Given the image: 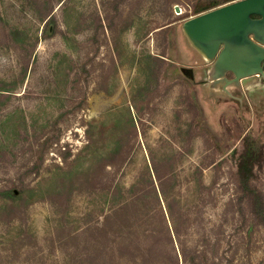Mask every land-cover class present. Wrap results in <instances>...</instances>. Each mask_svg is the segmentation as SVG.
Instances as JSON below:
<instances>
[{
	"label": "rangeland",
	"instance_id": "obj_1",
	"mask_svg": "<svg viewBox=\"0 0 264 264\" xmlns=\"http://www.w3.org/2000/svg\"><path fill=\"white\" fill-rule=\"evenodd\" d=\"M202 5L0 0V187H17L0 196V264L170 263L167 203L186 247L264 264V54L238 76L192 40Z\"/></svg>",
	"mask_w": 264,
	"mask_h": 264
},
{
	"label": "water",
	"instance_id": "obj_2",
	"mask_svg": "<svg viewBox=\"0 0 264 264\" xmlns=\"http://www.w3.org/2000/svg\"><path fill=\"white\" fill-rule=\"evenodd\" d=\"M185 29L202 46L222 48L220 58L229 59L238 76L259 70L256 60L264 50L251 37L264 42V0L227 3L187 21Z\"/></svg>",
	"mask_w": 264,
	"mask_h": 264
},
{
	"label": "trees",
	"instance_id": "obj_3",
	"mask_svg": "<svg viewBox=\"0 0 264 264\" xmlns=\"http://www.w3.org/2000/svg\"><path fill=\"white\" fill-rule=\"evenodd\" d=\"M234 1L236 0H202L203 5L199 9L195 10V13L217 8ZM238 185L239 192L246 196L249 203L253 202L254 204L260 200L261 194L254 187L253 179L249 173H246L242 176V178H240ZM15 189L17 190L14 181L9 178L7 185L0 187V196L6 192L12 193ZM18 192H20L19 189ZM131 205L134 206L133 204ZM131 205L119 208L113 215L107 217V222L113 218L117 219L124 215L126 218L130 213L129 209L131 208ZM166 205L167 207H162L158 204L154 211L155 215L158 217L161 227L165 230V232L163 231L160 234L161 239L166 238V241L170 246L168 247V257L170 258V263H166L167 259H165V257H161L160 264H243L239 263L238 259L240 257L238 255L240 247H227V250H222L223 247H186L183 239V232L185 228L181 223L186 212L181 208L176 210L174 207H171L170 203H167ZM256 214L258 215L259 213L256 212ZM9 217L10 215L1 220L5 222L10 220ZM169 220L172 222L171 225L169 224ZM179 221L181 222L179 223ZM91 232V240L95 243V247H99L100 243H105V241L107 242L111 236L108 232H105V230H102V228H99L98 226L93 228ZM206 242L208 241L206 240ZM244 250L246 253H250L248 248Z\"/></svg>",
	"mask_w": 264,
	"mask_h": 264
}]
</instances>
